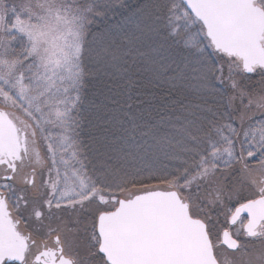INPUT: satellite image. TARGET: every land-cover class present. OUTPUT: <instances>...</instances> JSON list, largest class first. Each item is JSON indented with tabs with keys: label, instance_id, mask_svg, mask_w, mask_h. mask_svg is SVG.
Segmentation results:
<instances>
[{
	"label": "snow or ice",
	"instance_id": "snow-or-ice-1",
	"mask_svg": "<svg viewBox=\"0 0 264 264\" xmlns=\"http://www.w3.org/2000/svg\"><path fill=\"white\" fill-rule=\"evenodd\" d=\"M235 256L264 264V0H0V264Z\"/></svg>",
	"mask_w": 264,
	"mask_h": 264
},
{
	"label": "flooded vegetation",
	"instance_id": "flooded-vegetation-1",
	"mask_svg": "<svg viewBox=\"0 0 264 264\" xmlns=\"http://www.w3.org/2000/svg\"><path fill=\"white\" fill-rule=\"evenodd\" d=\"M244 259H246V257H243V256H237L238 264H239V262L243 261Z\"/></svg>",
	"mask_w": 264,
	"mask_h": 264
},
{
	"label": "trees",
	"instance_id": "trees-1",
	"mask_svg": "<svg viewBox=\"0 0 264 264\" xmlns=\"http://www.w3.org/2000/svg\"><path fill=\"white\" fill-rule=\"evenodd\" d=\"M85 131H87V129H86ZM84 138H85V139L87 138L86 135L84 136Z\"/></svg>",
	"mask_w": 264,
	"mask_h": 264
},
{
	"label": "rangeland",
	"instance_id": "rangeland-1",
	"mask_svg": "<svg viewBox=\"0 0 264 264\" xmlns=\"http://www.w3.org/2000/svg\"><path fill=\"white\" fill-rule=\"evenodd\" d=\"M235 259L237 260V256H235Z\"/></svg>",
	"mask_w": 264,
	"mask_h": 264
}]
</instances>
